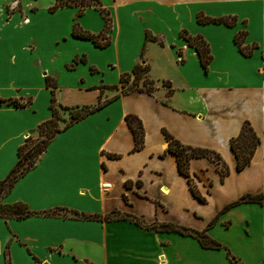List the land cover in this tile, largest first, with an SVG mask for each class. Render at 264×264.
Wrapping results in <instances>:
<instances>
[{
	"label": "crops",
	"instance_id": "1",
	"mask_svg": "<svg viewBox=\"0 0 264 264\" xmlns=\"http://www.w3.org/2000/svg\"><path fill=\"white\" fill-rule=\"evenodd\" d=\"M53 2L29 1L9 15L0 8V99L27 100L22 106L0 102V180L23 139L50 117L45 77L63 106L92 104L100 88L101 99L118 92L98 74L71 67L73 59L108 71L113 85L136 62L145 63L147 76L168 81L171 92L120 94L51 137L0 199L36 213L0 217V264H230L223 249L140 225L163 222L204 230L241 264H264V0H101L110 26L108 44L100 48L71 35L74 21L82 31L100 32L97 10L87 7L77 16L75 7L61 6L50 12ZM198 12L235 20L231 26L198 23ZM181 30L207 43L206 70ZM145 31L155 40L144 43L140 57ZM237 31H244L242 46H254L248 55L233 41ZM159 61L170 74H152ZM125 114L141 122L138 150H131ZM242 121L260 142L237 171L228 141ZM162 130L182 144L216 152L227 174L221 178L218 165L204 156L188 160V178L179 173ZM245 193H261L263 200L222 210ZM52 209L51 215L38 214ZM71 211L99 218H72Z\"/></svg>",
	"mask_w": 264,
	"mask_h": 264
},
{
	"label": "trees",
	"instance_id": "2",
	"mask_svg": "<svg viewBox=\"0 0 264 264\" xmlns=\"http://www.w3.org/2000/svg\"><path fill=\"white\" fill-rule=\"evenodd\" d=\"M61 6H73L76 8V15H80L82 11L87 7H92L93 9L97 10L103 19V28L100 32L96 34H92L86 31H82L76 25V22L73 23L71 29V35L74 37L88 39L92 42V44L96 47H104L108 44V36L107 31L110 26V18L108 16V12L101 6L99 0H54L53 4L48 7V11L52 12L56 8ZM195 19L198 23H222L226 26H231L234 23L235 17L234 16H220V17H209L204 16L201 12L196 13ZM179 35L185 40L187 46L193 47L197 53L199 63L204 70H206L207 64L210 60V54L208 53L207 43L199 36V35H189L184 30L179 32ZM244 35V31H237L233 36V41L237 45L238 50L243 55H248L253 45L249 46H242V38ZM148 40H155L154 36L149 33V31H145L144 33V41L140 50V57L143 53L144 43ZM80 60L83 61L81 58ZM73 62H76L73 59ZM148 66L147 64H141L136 62L130 69L129 72L122 73L119 75L118 84L117 85H110L106 86L113 89H118V92L112 95L109 98L101 99V92L102 88H100L99 96L97 100L92 104H84V105H72V106H63L57 103L54 99L53 92H54V84L48 78L45 77V86L49 88L50 92V99L48 108L50 110V117L40 123H38L36 127V133L38 137L36 138L33 143L29 144L30 135L23 139V142L17 147L16 151V161L13 166L9 169L7 174L0 180V199L4 196L10 189L13 182L24 174L28 169H30L38 156L44 151L47 143L51 139V137L56 133L59 132L73 122L83 118L84 116L96 111L104 104L109 102L110 100L116 98L120 94H126L128 92L137 91V92H144L148 95H153L154 81L147 76ZM161 85L167 87L166 95L170 94L171 88L170 84L166 80L161 81ZM104 87V86H101ZM0 102H6L8 104H12L14 106H22L27 103V100L20 102L14 98L8 99H0ZM163 102H165L163 100ZM59 110L67 111L68 120L63 123V125L59 128L56 126V122L59 119ZM124 121L128 128L132 133L133 138V145L131 150H138L142 146L143 141V129L140 120L133 114H125ZM164 139L166 141V152H169L174 155L176 161V167L179 173L184 175L188 178V171H187V164L190 158L194 157H208L211 158L217 165L220 177L222 178L224 175L227 174L228 169L225 163L220 159V156L206 148L201 147H194L186 144L180 143L178 140L174 139L170 134L166 131L162 130ZM260 142V138L255 134L252 127L247 121H242L238 133L231 137L228 141L229 148L232 151L235 157V169L238 171L246 166L253 154V151L257 144ZM191 190L194 194H196L193 187ZM263 200V195L261 193H245L239 196L234 201L225 205L222 210H225L231 206L240 204V203H261ZM57 209H52L48 211H43L38 214L42 215H51ZM59 210V209H58ZM36 214L27 209L26 205L22 202H13L9 204H2L0 202V217L1 218H15L21 219L24 217H28L31 215ZM72 218L78 219H92V218H99L98 215H84L78 214L75 211L70 212ZM104 219H107L108 216H104ZM138 223L137 220H134ZM214 218L211 219L207 225L212 224ZM144 227H150L156 231H164V232H175L181 235L191 236L200 245L202 248L207 249H223L225 251L230 264H241L234 258L228 250L221 245L219 242L209 238L204 230L195 231L187 227L179 226L171 222H163V223H155L150 226L140 224Z\"/></svg>",
	"mask_w": 264,
	"mask_h": 264
},
{
	"label": "rangeland",
	"instance_id": "3",
	"mask_svg": "<svg viewBox=\"0 0 264 264\" xmlns=\"http://www.w3.org/2000/svg\"><path fill=\"white\" fill-rule=\"evenodd\" d=\"M12 1V2H11ZM29 1H33V0H0V8L3 10V12L6 14V15H9V13L12 11V10H18L19 9V6L23 5L24 3L26 2H29ZM47 0H35V2L37 3V5H40V4H44L46 3ZM101 1V0H100ZM76 20V19H75ZM75 22V21H74ZM80 43H86V42H80ZM179 55V53H178ZM162 61H159L158 62V65L154 67V71H152V74H154L155 72L156 73H163V74H170L169 72V69L166 68L165 66H162L161 65ZM74 64H77L78 68H83L86 70L87 74L89 75V77H91L90 75H99L98 79L101 80V83L102 84H107V85H113L116 83V79H113V77L110 76V74H108V71H104V70H94L91 66H89L86 62L82 61V60H78L76 62H71L70 65L71 67L74 66ZM145 64V63H143ZM86 68H85V67ZM108 69H110L108 67ZM111 70V69H110ZM72 70H68L69 73H72L71 72ZM82 79V77H80ZM84 79V77H83ZM57 80L59 81H62L61 79L57 78ZM65 81V79H64ZM78 81V79H77ZM84 83H87V81H80V84H84ZM161 85V81H154V87L155 86H160ZM167 87L163 86L161 87V90H155L153 91V95L155 96H165L166 93H167ZM161 91V92H160ZM162 96V97H163ZM165 98V97H164ZM68 120V114H67V111H63V110H59V119L57 120L56 122V126L57 127H61L63 125V123L65 121ZM30 140H29V144L30 143H33L35 141L36 138H40V136L38 137L37 133H33L32 135H30Z\"/></svg>",
	"mask_w": 264,
	"mask_h": 264
},
{
	"label": "built area",
	"instance_id": "4",
	"mask_svg": "<svg viewBox=\"0 0 264 264\" xmlns=\"http://www.w3.org/2000/svg\"><path fill=\"white\" fill-rule=\"evenodd\" d=\"M102 188H104V189H106V188H108L109 187V183H102Z\"/></svg>",
	"mask_w": 264,
	"mask_h": 264
}]
</instances>
